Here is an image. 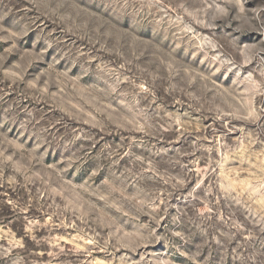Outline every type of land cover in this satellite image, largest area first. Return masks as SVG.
Segmentation results:
<instances>
[{
    "label": "rangeland",
    "instance_id": "rangeland-1",
    "mask_svg": "<svg viewBox=\"0 0 264 264\" xmlns=\"http://www.w3.org/2000/svg\"><path fill=\"white\" fill-rule=\"evenodd\" d=\"M0 264H264V0H0Z\"/></svg>",
    "mask_w": 264,
    "mask_h": 264
}]
</instances>
